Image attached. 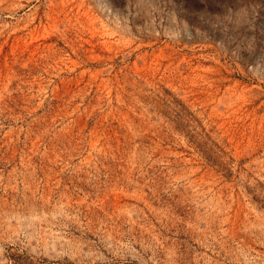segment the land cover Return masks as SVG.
Instances as JSON below:
<instances>
[{"label":"rangeland","instance_id":"rangeland-1","mask_svg":"<svg viewBox=\"0 0 264 264\" xmlns=\"http://www.w3.org/2000/svg\"><path fill=\"white\" fill-rule=\"evenodd\" d=\"M0 264H264V0H0Z\"/></svg>","mask_w":264,"mask_h":264}]
</instances>
